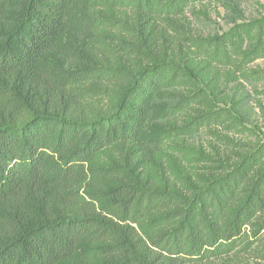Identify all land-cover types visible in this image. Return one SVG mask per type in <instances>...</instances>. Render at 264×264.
Here are the masks:
<instances>
[{"label":"trees","instance_id":"trees-1","mask_svg":"<svg viewBox=\"0 0 264 264\" xmlns=\"http://www.w3.org/2000/svg\"><path fill=\"white\" fill-rule=\"evenodd\" d=\"M77 1L0 0V264H60L84 241L98 245L105 264L198 263L233 253L248 226V245L264 244L258 152L198 194L218 214L205 226L190 222L184 196H164L140 188L135 174L93 166L106 147L142 135L156 91L175 80L176 68L150 54L149 62L124 69L85 66L56 77L45 57ZM97 1L134 8L132 47L140 55L178 22L188 0ZM91 174L97 182L120 180L106 191L108 203L84 184ZM248 255L264 261V250Z\"/></svg>","mask_w":264,"mask_h":264},{"label":"rangeland","instance_id":"rangeland-1","mask_svg":"<svg viewBox=\"0 0 264 264\" xmlns=\"http://www.w3.org/2000/svg\"><path fill=\"white\" fill-rule=\"evenodd\" d=\"M134 17L131 5L78 0L45 60L56 77L85 66L124 69L149 62L150 54L175 66V80L155 93L142 135L106 147L93 166L135 174L140 188L164 196H184L190 222L205 226L209 216L218 214L202 205L198 194L232 172L245 156L258 152L264 167V0H188L178 22L159 32L155 47L147 46L150 41L142 46L146 52L140 55L133 48L138 45L132 37ZM118 86L116 82L112 87ZM118 181L97 182L91 174L84 184L100 192V203L106 204V191ZM79 192L84 194L85 188ZM180 222L162 229L169 231ZM249 240L248 226L233 253L185 264H264L248 255L252 248L264 250V244L248 245ZM60 264L105 263L98 245L84 241Z\"/></svg>","mask_w":264,"mask_h":264}]
</instances>
